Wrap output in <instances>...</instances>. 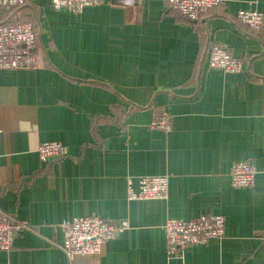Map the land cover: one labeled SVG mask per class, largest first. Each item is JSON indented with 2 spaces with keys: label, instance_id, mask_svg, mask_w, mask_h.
Returning a JSON list of instances; mask_svg holds the SVG:
<instances>
[{
  "label": "crops",
  "instance_id": "crops-1",
  "mask_svg": "<svg viewBox=\"0 0 264 264\" xmlns=\"http://www.w3.org/2000/svg\"><path fill=\"white\" fill-rule=\"evenodd\" d=\"M31 0L13 16L34 24L38 67L0 70V212L27 228L0 264H264V28L235 17L264 0H222L189 23L163 0H103L80 14ZM12 16V17H13ZM212 44L243 71L208 67ZM167 112L172 131L150 129ZM59 142L67 156L40 160ZM255 169L252 188L230 185L231 166ZM146 176L167 196L129 200ZM222 216L225 236L169 257L163 225ZM98 216L129 227L98 257L68 260L60 223Z\"/></svg>",
  "mask_w": 264,
  "mask_h": 264
},
{
  "label": "built area",
  "instance_id": "built-area-1",
  "mask_svg": "<svg viewBox=\"0 0 264 264\" xmlns=\"http://www.w3.org/2000/svg\"><path fill=\"white\" fill-rule=\"evenodd\" d=\"M122 7H131L137 0H118ZM166 9L181 16L189 23L198 22L203 16L222 4V0H163ZM31 0H0V70H27L38 67L37 35L34 24L13 16L14 11L30 4ZM103 0H51L54 10L65 9L71 14H80L86 7L98 6ZM2 12H7L2 17ZM13 16V17H12ZM236 19L250 30L261 33L264 28L263 14L249 7L239 10ZM208 67L226 74L243 71L240 59L233 57L225 47L212 44L208 53ZM150 129L164 133L172 131V121L167 112L152 115ZM43 162L58 161L67 156V150L59 142H43L37 148ZM230 185L234 189L252 188L255 169L247 161L234 163L229 172ZM166 176H146L138 180L137 190L128 181L129 200H155L167 196ZM60 248L68 260L98 257L104 244L129 227L126 220L108 221L98 216H86L63 221ZM27 228L37 231L26 223L15 222L11 216L0 212V250L13 248L16 237ZM166 254L182 256L184 251L211 240H222L225 236V220L222 216L202 214L191 220L169 219L163 225Z\"/></svg>",
  "mask_w": 264,
  "mask_h": 264
},
{
  "label": "trees",
  "instance_id": "trees-1",
  "mask_svg": "<svg viewBox=\"0 0 264 264\" xmlns=\"http://www.w3.org/2000/svg\"><path fill=\"white\" fill-rule=\"evenodd\" d=\"M17 11H18V10H17ZM17 11H16V12H17ZM2 13H3V14H2V17L7 15V12H2ZM20 19H21V18H20ZM21 20H22V19H21ZM22 21H28V20H22ZM28 22H29V21H28Z\"/></svg>",
  "mask_w": 264,
  "mask_h": 264
}]
</instances>
